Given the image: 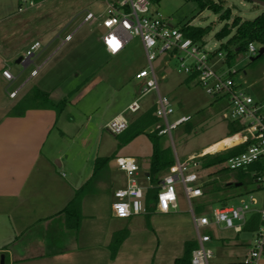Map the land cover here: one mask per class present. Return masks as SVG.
Listing matches in <instances>:
<instances>
[{"label": "crops", "instance_id": "0c3cea01", "mask_svg": "<svg viewBox=\"0 0 264 264\" xmlns=\"http://www.w3.org/2000/svg\"><path fill=\"white\" fill-rule=\"evenodd\" d=\"M35 2L34 7L18 12L19 0H0V264H162L158 245L149 252L137 250L138 255L145 257L135 258L125 253L128 241L136 231L146 233L148 237L151 234L157 237L149 220L152 215H167L174 211L157 212L151 204V210L146 208L143 214L126 219L114 217L111 211L113 191L125 184V175L115 169L113 159L88 185L93 176L95 158L114 152V160L118 156H129L119 154L126 145L117 149L116 142L110 154L92 156L84 164L77 165L74 159L82 158V153L72 152L69 155L68 151L60 152L56 148V144L64 138L70 141L71 128L64 127L77 125L73 115L62 121V114L57 116L50 108H30L23 115L9 114L33 87L49 92L54 101V90L42 86L40 69L33 76L30 75L31 70L35 66L42 67L48 57L71 42L78 28L85 24L82 18L79 24L74 25L82 13L83 17L87 12L99 13L88 8L80 11L73 6L72 0ZM96 28L102 32L90 43L110 55L101 40L103 29L98 25ZM67 35L71 38L66 41L64 38ZM34 41H39L41 48L30 62H17ZM11 59L16 60L14 67L9 65ZM3 68L10 69L14 80L7 81L2 77ZM93 80L83 82V94L90 90ZM15 89L18 90L16 96L10 97L9 92ZM70 93L74 92L70 90L66 95ZM71 100L70 104L73 103ZM150 155H143L139 160L135 156L129 157L135 158L142 173L146 174L148 169L144 168L150 164ZM142 179L140 175L141 184L147 185ZM109 185L111 190L107 192ZM81 187L84 190L76 206L68 207ZM117 234L122 235V240L114 251L112 244ZM232 235V238L215 235L213 242L218 241L223 247L229 239L237 240L239 234ZM189 240L195 239L184 238L183 251L185 242ZM249 244L250 241L234 242L236 246L246 245L245 251L239 259L222 263L240 262ZM174 260L172 257L167 264H173Z\"/></svg>", "mask_w": 264, "mask_h": 264}, {"label": "rangeland", "instance_id": "374dc122", "mask_svg": "<svg viewBox=\"0 0 264 264\" xmlns=\"http://www.w3.org/2000/svg\"><path fill=\"white\" fill-rule=\"evenodd\" d=\"M213 1L221 4L223 9L229 8L231 17L240 16L247 20L255 18L264 10V5H262L264 0H259L260 2H253L252 0ZM92 2L96 4L92 5ZM108 2L109 0H72L73 6L75 5L78 10L88 8L99 12L98 14L105 11ZM153 7L171 25L178 26L180 23L190 21L194 26H210L211 31L203 38L209 50L219 48L228 39V37L217 39L215 33L226 23H230L231 17L226 21L221 20L219 14L207 8L200 11L197 3L186 0H160ZM83 14L76 19L74 25L81 22ZM101 32L102 30L96 28V25L85 23L78 28L71 42L60 47L52 57H48L39 70L43 88L54 90L52 93L54 101H59L70 90L74 92V95L71 96L72 100L70 99L73 103H68L67 110L65 109L61 113V119L65 121L69 118V115H73L77 125L64 127V129L71 128L70 141H68V138H64L61 143L56 144V148L60 152L63 150L68 151L69 155L72 152L73 154L75 152L82 153V158L74 159L77 165L79 163H81L80 165L84 164V161L87 158H92V156L110 154L115 149L117 137L109 133L104 125L115 114L124 112L127 105L138 96L136 90L139 83L135 79V73L146 64L145 53L138 37L131 39L119 54L110 56L98 46L90 43L91 39ZM256 47L259 48L258 45ZM51 49H54V47ZM222 52L226 53L224 50ZM249 58L250 56L247 53L241 54L231 62L230 66L220 61L217 68L224 71H228L229 68L232 71H237L235 80L243 88H246L252 96L260 99L264 95V65L262 63L249 65ZM15 61V59H11L9 65L14 67ZM153 65L160 93L170 99L174 108V113L169 117V120L173 121L182 115L193 117L191 122L194 127L190 132H187L185 124H182L171 131V136L165 134L162 137L164 145L171 148L174 157L177 156L179 159L185 160L191 155H197L202 149H206L215 141L226 136L228 120L223 119L222 113L219 111L223 101L214 100L195 82H186V75L179 68L176 58L158 55ZM28 72L29 70L26 71V73ZM87 80H93L92 87L83 94L81 91L83 82ZM256 89L262 95H256ZM156 99L155 92L147 93L139 100L141 109L136 113L126 111L125 116L129 121H132L139 114L155 105ZM151 151L150 140L147 136L140 135L123 147L119 154L135 156L139 160L141 156L148 155ZM55 161L56 159L54 163ZM112 163H114L117 170L114 159ZM211 177L210 181L213 180V176ZM142 180L145 182V179ZM234 180L231 177L227 182ZM253 187L255 185L246 184L240 190L243 192L251 191L249 194L259 203H262L264 201V191H252ZM110 190L109 185L107 192ZM236 191L233 188L228 189L219 193L215 199L212 197L193 199L192 204L196 214L199 215L200 213L197 211L198 205L203 208L219 206L221 199L232 196ZM249 194L236 198L232 197L229 199L228 204L249 201ZM187 206L186 200L181 195L178 198L179 208L177 212L167 215H152L149 220L157 237L152 234L148 237L146 233L136 231L128 241L125 254L135 258L137 256L145 257L146 255H138L137 250L142 249L143 252H149L158 245L159 261L162 264L170 263L172 257L181 256L184 238H196L191 213L188 211ZM232 234L231 230H226L218 231L216 236L232 238ZM251 234L252 232L243 231L239 233L237 240L229 239L228 244L223 247L218 241L212 242L211 248L214 252V257L211 260L212 264L239 259L245 251L246 245L236 246L233 244L234 242L251 241Z\"/></svg>", "mask_w": 264, "mask_h": 264}, {"label": "built area", "instance_id": "2783aa9c", "mask_svg": "<svg viewBox=\"0 0 264 264\" xmlns=\"http://www.w3.org/2000/svg\"><path fill=\"white\" fill-rule=\"evenodd\" d=\"M19 2L18 12H24L36 5L35 0ZM82 23L96 24L103 29L101 40L107 53L112 56L119 54L134 37L140 39L145 53L146 64L135 73V79L139 83L136 90L138 96L127 105L124 112L107 121L104 128L109 133L119 135L124 132L130 122L125 112H138L141 109L140 98L152 91L157 95L155 115L159 117L162 126L158 130V135L171 136L173 129L191 119V116L182 115L173 121L169 120L174 108L170 99L160 93L153 65L158 55H166L176 58L179 68L186 77L192 76L193 82L207 95L213 99L225 100L227 107L222 113L223 119L244 124L241 131L229 137L237 139L221 150L248 141L251 143L242 153L228 158L223 167L235 170L246 168L260 160L264 162V99H256L235 80L237 71L217 68L216 64L220 61L225 63L226 53L216 51L217 49L209 50L203 40L194 41L184 36L177 26L171 25L154 9L151 0H109L104 12L101 14L87 12ZM70 38L71 35H67L64 39L67 41ZM40 48L39 41L31 43L22 54L21 62L29 63ZM257 52L256 44L249 43L246 53L253 57ZM40 67L35 66L30 75H36ZM1 75L7 81L14 80L9 68H3ZM17 92L15 89L9 92V96L15 97ZM221 150L207 152L204 149L198 155L189 156L185 160L175 156V162L160 178L154 210L161 213L175 212L178 210V198L181 195L184 197L191 213L197 243L191 252L190 264H212L214 252L211 243L216 233L231 230L234 234H239L243 232V226L250 216L257 213L259 225L252 232L249 247L239 264H264V201L259 203L249 194V201L204 208L199 215L193 207L192 200L203 198V184L212 178L209 176L212 168H202L199 158ZM115 162L118 170L125 175V184L113 191L111 203L113 216L126 219L145 213V193L150 187L149 174L142 173L141 166L133 157L118 156ZM140 175L147 185L141 184ZM254 175L255 184L264 191V171L254 172ZM117 205L120 207H116Z\"/></svg>", "mask_w": 264, "mask_h": 264}, {"label": "trees", "instance_id": "16d2710c", "mask_svg": "<svg viewBox=\"0 0 264 264\" xmlns=\"http://www.w3.org/2000/svg\"><path fill=\"white\" fill-rule=\"evenodd\" d=\"M36 1V0H35ZM197 3L200 11L204 9L212 10L214 13L219 14L221 20H228L231 17V10L229 8L223 9L221 4L214 2L213 0H186ZM160 0H151L153 5H157ZM230 23H226L218 32L215 33V38L222 39L228 37L224 44H221L216 51L224 50L226 52L224 62L227 65H231V62L235 60L239 55L247 52L248 44L253 42L259 47H264V10L251 20L243 19L240 16L231 17ZM184 34V36L193 39L194 41H201L211 31L210 26L200 27L194 26L190 21L180 23L177 26ZM204 41V40H203ZM255 57V56H253ZM256 63H262L264 65V52L258 58L249 61V65ZM234 76V74H230ZM186 82H193L192 76L186 77ZM256 95H262L259 90H255ZM73 93H70L54 102L50 98V94L38 87H33L27 94H25L10 110V115H23L26 110L30 108H50L56 112V115L62 113L65 107L68 105L70 97ZM257 99V98H256ZM264 99V95L260 100ZM223 101V105L219 109L221 113L225 111L227 104L224 99H214ZM156 105H153L146 111L139 114L135 119L129 122L127 129L117 137V149L127 145L132 140L140 135H145L150 140L152 145V152L150 155V166L148 173L150 176V187L145 193V206L147 210L150 209V205L155 203L157 194L159 191L158 185L160 178L164 171L175 162L173 152L170 147L164 145L162 139L163 135H158V130L162 127L160 125V119L155 115ZM193 117L185 124L187 132H190L194 125L191 122ZM244 128V124L239 121H228V130L226 137L238 133ZM251 142H245L237 146L221 150L214 154H207L199 158L202 168H212L209 176H213L212 181H208L203 184V197L216 198L219 193L225 192L228 189H236L237 191L232 195L220 200L219 206L223 207L228 205L229 199L232 197H239L250 192H243L240 188L246 184H253L252 191L262 190L255 184L254 172L264 171V162L258 161L250 164L246 168L230 170L223 167V164L228 158L242 153ZM115 158V152L109 156H98L94 160L93 176L90 179L88 185H90L97 175L101 174L108 166L110 160ZM233 177V182H227L229 178ZM85 187V186H84ZM81 187L76 191L73 200L68 207L76 206L80 199L83 188ZM67 207V208H68ZM204 208L198 205L197 211L201 212ZM259 225V215L254 213L250 216L247 222L243 226V231L253 232ZM77 226V224H75ZM122 240V235L117 234L114 238L112 249L115 251L117 246ZM196 240L186 241L184 244V251L181 256L175 258L173 264H190V257L192 250L196 247ZM217 264H239V262L229 263H217Z\"/></svg>", "mask_w": 264, "mask_h": 264}, {"label": "bare ground", "instance_id": "6f19581e", "mask_svg": "<svg viewBox=\"0 0 264 264\" xmlns=\"http://www.w3.org/2000/svg\"><path fill=\"white\" fill-rule=\"evenodd\" d=\"M236 139V138H234ZM233 141L235 140H232L230 138H224L222 139L221 141L219 142H216L214 144H211L210 146H208L205 151L209 152V151H213V150H221L223 149L226 145H229L231 144Z\"/></svg>", "mask_w": 264, "mask_h": 264}, {"label": "water", "instance_id": "95a60500", "mask_svg": "<svg viewBox=\"0 0 264 264\" xmlns=\"http://www.w3.org/2000/svg\"><path fill=\"white\" fill-rule=\"evenodd\" d=\"M253 2H260L259 0H252ZM262 5H264V2H262ZM264 52V47H259L258 48V52L257 54L255 55V57H250L249 60L252 61L256 58H258L259 56H261ZM21 61V57L17 60V62H20ZM145 170L149 169V164L144 168ZM149 173L146 172V175H148ZM2 258V256H1Z\"/></svg>", "mask_w": 264, "mask_h": 264}, {"label": "snow or ice", "instance_id": "6c2138e0", "mask_svg": "<svg viewBox=\"0 0 264 264\" xmlns=\"http://www.w3.org/2000/svg\"><path fill=\"white\" fill-rule=\"evenodd\" d=\"M170 198V197H169ZM121 213L123 214V209H121Z\"/></svg>", "mask_w": 264, "mask_h": 264}, {"label": "clouds", "instance_id": "9594fccd", "mask_svg": "<svg viewBox=\"0 0 264 264\" xmlns=\"http://www.w3.org/2000/svg\"><path fill=\"white\" fill-rule=\"evenodd\" d=\"M116 207H120V206L117 205ZM121 214H122V213H121Z\"/></svg>", "mask_w": 264, "mask_h": 264}]
</instances>
